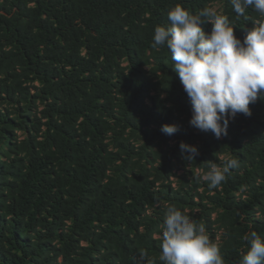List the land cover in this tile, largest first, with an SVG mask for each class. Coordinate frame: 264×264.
<instances>
[{"label": "trees", "instance_id": "obj_1", "mask_svg": "<svg viewBox=\"0 0 264 264\" xmlns=\"http://www.w3.org/2000/svg\"><path fill=\"white\" fill-rule=\"evenodd\" d=\"M176 4H217L241 39L258 18L230 0H0V264H163L169 204L224 264L264 238V98L220 139L190 125L171 53L152 46ZM226 157L240 167L210 188L207 165Z\"/></svg>", "mask_w": 264, "mask_h": 264}, {"label": "clouds", "instance_id": "obj_2", "mask_svg": "<svg viewBox=\"0 0 264 264\" xmlns=\"http://www.w3.org/2000/svg\"><path fill=\"white\" fill-rule=\"evenodd\" d=\"M237 15L253 9L258 18L241 39L226 15L205 6L191 13L180 4L168 10V25L154 28L153 47L166 46L173 70L191 105L190 125L211 131L217 139L228 134V124L237 114L251 116L250 104L264 98V0H230ZM210 23L206 32L203 25ZM176 124L165 123L161 132L171 136ZM183 158L191 161L199 155L198 146L180 142ZM240 162L226 157L223 167L209 163L202 178L210 188H218L230 170ZM162 225L163 264H224L220 247L210 240L206 227L193 221L175 205H166ZM248 247L239 264H264V238L256 231L246 237ZM146 258L141 253V260Z\"/></svg>", "mask_w": 264, "mask_h": 264}, {"label": "rangeland", "instance_id": "obj_3", "mask_svg": "<svg viewBox=\"0 0 264 264\" xmlns=\"http://www.w3.org/2000/svg\"><path fill=\"white\" fill-rule=\"evenodd\" d=\"M213 7H215V8H216V7H217V4H215Z\"/></svg>", "mask_w": 264, "mask_h": 264}]
</instances>
